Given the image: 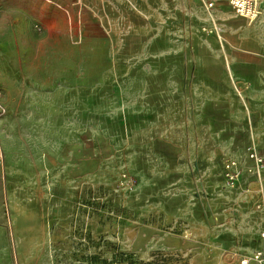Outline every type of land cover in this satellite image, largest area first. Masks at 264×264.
Returning <instances> with one entry per match:
<instances>
[{
  "label": "rangeland",
  "instance_id": "obj_1",
  "mask_svg": "<svg viewBox=\"0 0 264 264\" xmlns=\"http://www.w3.org/2000/svg\"><path fill=\"white\" fill-rule=\"evenodd\" d=\"M213 1L93 0L101 24L84 0H0V264H242L260 246L264 75L232 73Z\"/></svg>",
  "mask_w": 264,
  "mask_h": 264
},
{
  "label": "crops",
  "instance_id": "obj_2",
  "mask_svg": "<svg viewBox=\"0 0 264 264\" xmlns=\"http://www.w3.org/2000/svg\"><path fill=\"white\" fill-rule=\"evenodd\" d=\"M53 1L59 4L64 3L66 6L70 2L73 3V0ZM84 1L88 3L87 8H89L93 12V14L96 15L98 13L99 23H105L102 17L103 13L95 12V6L92 3L93 0ZM227 2L228 1L225 0L216 1L218 14L221 11V14H219L218 16L216 14V17L218 22L220 23V29L218 28V30L219 32L222 31L223 40L225 42V46H227V63L229 64L232 73L236 78L252 76L256 73L264 75V66L260 67L261 63L264 62V56L258 57L261 54H264V0L260 2L261 13L252 22H248L244 17L236 15L234 13L232 5ZM42 6L47 10H53L52 8H54L49 3H44V5ZM240 17L244 18L246 22H248L249 27H243L244 22ZM43 27L44 42L45 40L50 39H62V37L64 36L63 32L55 30V28L57 27L56 25H53L48 21H43ZM104 28L107 30L106 26ZM246 31H249L251 35H254L252 42H248V39L243 38V33L246 34ZM252 49L254 52L259 51L260 55H257L255 57L249 56L246 52Z\"/></svg>",
  "mask_w": 264,
  "mask_h": 264
},
{
  "label": "built area",
  "instance_id": "obj_3",
  "mask_svg": "<svg viewBox=\"0 0 264 264\" xmlns=\"http://www.w3.org/2000/svg\"><path fill=\"white\" fill-rule=\"evenodd\" d=\"M57 7L61 5L53 0H45ZM234 9L236 15L244 17L248 22L254 21L255 18L261 13V4L263 0H227ZM213 0H205V5L208 8H212L214 5ZM72 61H76L78 58V51L76 50L72 54ZM250 157L253 158L257 163L261 164L264 159L254 151L250 152ZM223 177L228 186H235L239 181L240 171L238 169L237 162L232 158H227L224 161ZM261 244L260 246L248 257L242 260V264H264V229L260 231Z\"/></svg>",
  "mask_w": 264,
  "mask_h": 264
},
{
  "label": "trees",
  "instance_id": "obj_4",
  "mask_svg": "<svg viewBox=\"0 0 264 264\" xmlns=\"http://www.w3.org/2000/svg\"><path fill=\"white\" fill-rule=\"evenodd\" d=\"M115 259L113 261H108L107 259H99L97 255H92L91 256V261L94 264H111V262L115 264H119L120 262H126V264H158L157 262L153 261H142V260H137L133 255L127 254L120 252V254L115 255Z\"/></svg>",
  "mask_w": 264,
  "mask_h": 264
},
{
  "label": "bare ground",
  "instance_id": "obj_5",
  "mask_svg": "<svg viewBox=\"0 0 264 264\" xmlns=\"http://www.w3.org/2000/svg\"><path fill=\"white\" fill-rule=\"evenodd\" d=\"M39 177H40V180H42L44 178V175L42 174ZM9 188L11 189V186ZM24 196H25V190H23L20 194V197H21L20 201L18 202L14 201L15 203L12 206L13 213L15 212L20 213L19 218H18L19 222H17L19 223V228L23 227V224L27 222L26 219L29 218V214H30V209L27 203L24 202Z\"/></svg>",
  "mask_w": 264,
  "mask_h": 264
}]
</instances>
